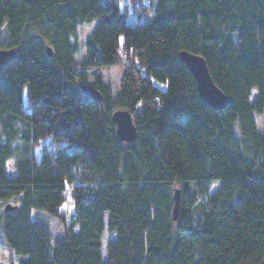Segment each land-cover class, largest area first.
I'll use <instances>...</instances> for the list:
<instances>
[{
    "label": "trees",
    "instance_id": "obj_1",
    "mask_svg": "<svg viewBox=\"0 0 264 264\" xmlns=\"http://www.w3.org/2000/svg\"><path fill=\"white\" fill-rule=\"evenodd\" d=\"M129 1L152 20L129 23L123 0H0V50L16 52L0 65V235L19 264H264V0ZM98 21L79 66L78 30ZM182 51L231 104L202 99ZM115 66L117 94L90 83Z\"/></svg>",
    "mask_w": 264,
    "mask_h": 264
},
{
    "label": "water",
    "instance_id": "obj_2",
    "mask_svg": "<svg viewBox=\"0 0 264 264\" xmlns=\"http://www.w3.org/2000/svg\"><path fill=\"white\" fill-rule=\"evenodd\" d=\"M48 54L51 55L50 50H48ZM15 57L16 52L14 50H0V65L6 66L10 64ZM178 58L195 78L198 91L207 104L218 111H222L227 105L231 104V99L213 82L204 58L186 51L180 52ZM82 90L85 95L93 100L101 101L103 99L101 93L92 86H84ZM112 119L120 141L127 143L135 142L137 130L132 115L127 111H117L113 114ZM12 210L13 208L10 205L5 207V211ZM179 213L180 191L177 190L175 193V208L173 212L175 221L178 219Z\"/></svg>",
    "mask_w": 264,
    "mask_h": 264
},
{
    "label": "rangeland",
    "instance_id": "obj_3",
    "mask_svg": "<svg viewBox=\"0 0 264 264\" xmlns=\"http://www.w3.org/2000/svg\"><path fill=\"white\" fill-rule=\"evenodd\" d=\"M124 4L128 5V9L130 12H132L131 17L129 18L128 22L129 23H145L149 22L153 18V14L143 16L142 18H139L137 16L139 9L137 10L132 9V4L130 3L129 0H123L121 7L124 6ZM100 23V21L95 22L93 24H84L80 27L77 33V39H76V44H77V54L75 56L76 63L81 66L83 62L86 60V44L89 40V37L93 30L97 27V25ZM123 74V69L120 66H115V67H110V68H101L100 70H93L91 71L90 74V83L93 82V77L95 75L101 76L103 81L109 85L112 89L113 94H117L121 82V77ZM162 88V86H160ZM27 93V90H26ZM27 99V95L25 96V102ZM258 127L261 131H264V116H260L256 118ZM13 160L10 161L9 163V170L11 172L10 177L14 178L16 176V172L13 169ZM213 191V188H212ZM14 204V202L10 203ZM5 207V204H0V210H2ZM64 209L67 212H72V207L70 206V200L69 202L65 205ZM40 218L43 219L46 223H48L49 227L52 230V233L54 237L61 236L63 233L62 226L58 221H56L53 218H48L44 215H40ZM108 219V216H106V220ZM115 235L110 234L108 232H105L102 240H103V249H102V254L104 257H106V246L108 242L111 239H114ZM22 258L16 257L14 253L10 250V248L7 246L5 240L3 237L0 235V264H19Z\"/></svg>",
    "mask_w": 264,
    "mask_h": 264
},
{
    "label": "built area",
    "instance_id": "obj_4",
    "mask_svg": "<svg viewBox=\"0 0 264 264\" xmlns=\"http://www.w3.org/2000/svg\"><path fill=\"white\" fill-rule=\"evenodd\" d=\"M47 148L49 147V146H46Z\"/></svg>",
    "mask_w": 264,
    "mask_h": 264
}]
</instances>
